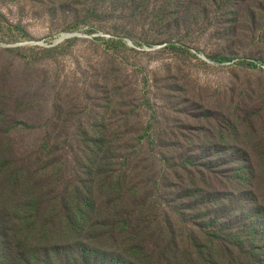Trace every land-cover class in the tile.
I'll return each instance as SVG.
<instances>
[{
  "label": "rangeland",
  "instance_id": "374dc122",
  "mask_svg": "<svg viewBox=\"0 0 264 264\" xmlns=\"http://www.w3.org/2000/svg\"><path fill=\"white\" fill-rule=\"evenodd\" d=\"M258 2L0 0V156L32 174L31 191L6 202L0 187L3 219L29 193L61 209L81 191L152 225L150 252L181 238L184 261L192 233L208 248L215 218L226 233L263 226ZM259 232L246 240L264 244ZM250 264H264V247Z\"/></svg>",
  "mask_w": 264,
  "mask_h": 264
},
{
  "label": "trees",
  "instance_id": "16d2710c",
  "mask_svg": "<svg viewBox=\"0 0 264 264\" xmlns=\"http://www.w3.org/2000/svg\"><path fill=\"white\" fill-rule=\"evenodd\" d=\"M256 2L264 6L263 0ZM10 28L21 30L20 27ZM213 59L230 60L224 56ZM244 63L251 67L259 66L254 59H247ZM13 128L8 126L6 129L10 131ZM15 161L8 156H0V187L4 185V190L9 193L4 202L32 189L31 172ZM4 202L0 200V208ZM23 202L18 206L5 205V219L0 212L3 245L0 264H245L247 259V264H250L264 247V244L255 246L246 240L250 235L258 234L259 230L264 236V225L257 229L253 226L249 230L232 226V231L226 233L223 224L219 227L215 218L206 227H214L216 231L206 236L201 234L208 248L202 245L198 234L192 233V237L185 240V245L191 246V255L184 261L181 258V238L172 236L168 240V251L150 252L148 238L144 235L151 231L152 225L133 226L131 219L123 218L115 206L114 213L111 212L110 201L97 204L92 194L78 191L69 201L63 197L61 209H43L44 198L39 194L29 193ZM46 213L47 218L42 219ZM153 239L151 237L149 242L154 243ZM217 241H222V245ZM218 247L223 256L229 255L227 261L221 258Z\"/></svg>",
  "mask_w": 264,
  "mask_h": 264
},
{
  "label": "water",
  "instance_id": "95a60500",
  "mask_svg": "<svg viewBox=\"0 0 264 264\" xmlns=\"http://www.w3.org/2000/svg\"><path fill=\"white\" fill-rule=\"evenodd\" d=\"M74 37H81V35H79V34H63L61 36V38L59 39V41H63L65 39H70V38H74ZM127 43H128V45H133V43L130 40H128ZM202 57H205L206 59L210 60V58L204 54H202Z\"/></svg>",
  "mask_w": 264,
  "mask_h": 264
}]
</instances>
